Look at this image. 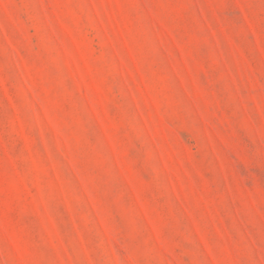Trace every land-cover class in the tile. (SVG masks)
<instances>
[{
	"label": "rangeland",
	"instance_id": "1",
	"mask_svg": "<svg viewBox=\"0 0 264 264\" xmlns=\"http://www.w3.org/2000/svg\"><path fill=\"white\" fill-rule=\"evenodd\" d=\"M0 264H264V0H0Z\"/></svg>",
	"mask_w": 264,
	"mask_h": 264
}]
</instances>
